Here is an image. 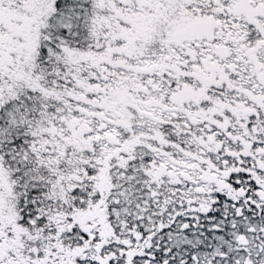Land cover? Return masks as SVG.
I'll return each instance as SVG.
<instances>
[{
    "label": "snow or ice",
    "instance_id": "snow-or-ice-1",
    "mask_svg": "<svg viewBox=\"0 0 264 264\" xmlns=\"http://www.w3.org/2000/svg\"><path fill=\"white\" fill-rule=\"evenodd\" d=\"M0 264H264V0H0Z\"/></svg>",
    "mask_w": 264,
    "mask_h": 264
}]
</instances>
